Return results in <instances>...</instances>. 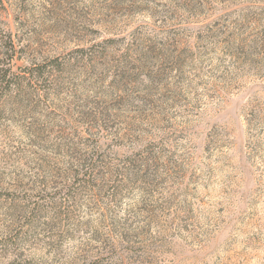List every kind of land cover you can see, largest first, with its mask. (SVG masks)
I'll use <instances>...</instances> for the list:
<instances>
[{
	"label": "rangeland",
	"instance_id": "374dc122",
	"mask_svg": "<svg viewBox=\"0 0 264 264\" xmlns=\"http://www.w3.org/2000/svg\"><path fill=\"white\" fill-rule=\"evenodd\" d=\"M0 264H264V0H0Z\"/></svg>",
	"mask_w": 264,
	"mask_h": 264
}]
</instances>
